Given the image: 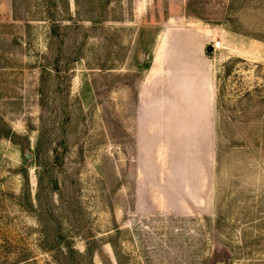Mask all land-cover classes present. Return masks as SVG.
<instances>
[{
    "label": "rangeland",
    "instance_id": "obj_1",
    "mask_svg": "<svg viewBox=\"0 0 264 264\" xmlns=\"http://www.w3.org/2000/svg\"><path fill=\"white\" fill-rule=\"evenodd\" d=\"M0 264H264V0H0Z\"/></svg>",
    "mask_w": 264,
    "mask_h": 264
},
{
    "label": "water",
    "instance_id": "obj_2",
    "mask_svg": "<svg viewBox=\"0 0 264 264\" xmlns=\"http://www.w3.org/2000/svg\"><path fill=\"white\" fill-rule=\"evenodd\" d=\"M214 50V46L213 45H209L208 47H207V51L208 52H212Z\"/></svg>",
    "mask_w": 264,
    "mask_h": 264
},
{
    "label": "trees",
    "instance_id": "obj_3",
    "mask_svg": "<svg viewBox=\"0 0 264 264\" xmlns=\"http://www.w3.org/2000/svg\"><path fill=\"white\" fill-rule=\"evenodd\" d=\"M60 251H63V249H62V250L60 249ZM69 252L72 253V252H75V251H73V250L70 251V250H69Z\"/></svg>",
    "mask_w": 264,
    "mask_h": 264
}]
</instances>
